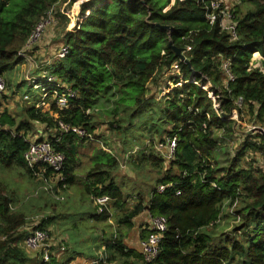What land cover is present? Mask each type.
<instances>
[{
  "label": "trees",
  "instance_id": "16d2710c",
  "mask_svg": "<svg viewBox=\"0 0 264 264\" xmlns=\"http://www.w3.org/2000/svg\"><path fill=\"white\" fill-rule=\"evenodd\" d=\"M60 2L68 3L66 12L72 7L78 10L77 23L64 35L68 54L46 71L55 84H65L76 96L61 109L52 100V87L45 83L48 95L39 102L49 103L50 111L30 105L26 119H20L7 107L3 92L0 174L16 171L35 179L25 157L33 143L29 133L34 124L54 130L48 140L65 155V165L58 173L47 170L40 179L58 180L55 199L61 203L77 182V146L89 138L64 132L60 123L92 136L91 113L112 102L115 108L106 115L113 118L109 121L113 130L127 134L141 127L134 124L137 119L145 121L167 152L156 153L154 142L140 151L138 160L132 159V166L148 165L158 177L147 201L138 193L134 207L126 208L130 196L116 181L117 155L98 148L84 177V193L96 208L90 218L97 223L109 221L111 202L122 214L120 226L133 228L145 213L168 223L153 262L147 263L140 250L129 247L117 232L104 241V258L96 264H264V168L256 167L255 160L242 165L247 152L264 159V136L247 129L242 152L227 166L218 163L221 136L233 138L237 133L235 113L239 119L247 117L252 127L264 129V71L253 68V54L264 57V0H240L247 10L237 6L232 12L236 39L221 28L219 20L210 23L199 0H0V76L24 64L20 52L28 53L26 44L36 26L51 11L55 17L54 7ZM170 42L182 50L190 65L176 57ZM226 62L233 80L226 74ZM37 81L44 83L41 77ZM158 85L162 87L159 99H151ZM240 99L243 109L237 104ZM173 140L176 147L171 152L168 145ZM37 170L42 172L43 167ZM102 197L109 198L103 207L96 203ZM236 203L240 224L234 235L222 234L215 241L211 230L219 227L224 209ZM17 205L16 192L0 179V264H70L83 254L74 251L69 257H57L49 252L48 260L44 253L33 259L31 249L20 244L29 218ZM53 221L54 217H45L36 228L51 237L48 226ZM150 232L149 225L141 229L140 240Z\"/></svg>",
  "mask_w": 264,
  "mask_h": 264
},
{
  "label": "rangeland",
  "instance_id": "374dc122",
  "mask_svg": "<svg viewBox=\"0 0 264 264\" xmlns=\"http://www.w3.org/2000/svg\"><path fill=\"white\" fill-rule=\"evenodd\" d=\"M223 4L227 13H232L237 6L243 11L247 10V6L240 4V0H224ZM67 5L68 3L60 2L54 7L55 17H51V24L45 28L38 40L32 42L29 48H26L28 53L25 56L24 64L18 66L13 73L3 76L6 84V95H3V99L8 100V104L3 101L9 106V109L11 108L10 111L20 119H26L27 116L25 113L27 108L30 107L28 102L31 98L34 100V97L38 96L39 100L42 99L43 92L41 89L35 90L33 87H30V84L34 86V79L41 77L44 72H48L46 69L57 60L55 55L58 51L55 53L51 63H44L42 60L47 59V53L43 55L39 54L38 56L41 58L37 57L32 61L30 53H33L38 48V44L43 47L45 46V48L50 47V49H55L61 45L64 47L65 33L72 30L77 23L78 10L72 7L70 12H66ZM62 12L67 16H64ZM48 32H54V35H47ZM253 61V68L264 71V57L255 53L253 54ZM24 65L27 67L25 68ZM37 72L40 74L39 76H36ZM48 74L50 73L48 72ZM59 84L65 85L60 82ZM18 87L21 88L18 89ZM161 90L162 87L160 85L156 88L153 87V92L150 93L149 97L158 100ZM52 100H54V97H52ZM41 105L42 103L38 106ZM45 107L48 109L44 112L50 111V104H46ZM114 108L111 102L110 104H106L105 107L98 108L91 113L94 119L95 131L92 133V139L79 142L77 146L78 160L80 163L78 166L77 182L71 190L66 192L65 200L61 201V203H58L55 199L57 196L55 192L58 186V180L53 177L46 183L40 177L34 179L16 171H8L0 174V179L7 182L12 190L16 192L18 199L16 208H20L29 218V222L21 230V232H27L24 235L25 238L29 231L34 228V225L40 224L43 218H48V216L54 217L53 225L48 226V231H51V237L48 236L47 238L48 241L44 242L37 249L29 250L28 253H30L33 259H37L36 256L43 253L46 257L48 252L55 254L57 257H69L75 251L83 253L91 260L96 261L104 249L102 246L104 241L108 240L112 234L117 232L118 235L124 236L125 242L127 240L129 247H133L132 244H136L138 235L137 230L133 229L136 225L133 228L120 226L118 220L122 214L119 211H115L113 204L108 206L113 217L110 221L97 223L91 220L90 215L93 214L96 208L94 202L89 200L88 195L84 193V177L90 167V159L93 152L95 153L101 147H104L107 151L112 150L120 159V163L122 162L124 164L125 161H128L126 168H119L116 173V181L123 188V191L130 196L126 208H132L138 199V193H143L146 198L145 200H148L149 192L158 177L157 173L148 165H143L140 168L132 166V159L138 160L140 151L148 148L154 142L156 153L161 154L162 152H167V148L160 147V138L156 132H151L152 125L146 124L145 121L140 122L137 119L134 124H141V127L132 128V130H128L127 134L113 130L109 125V121L113 118H111L112 116H107L106 111L114 110ZM243 108L244 106H242ZM233 118L237 121V133L233 138L221 136L220 145L222 149L218 153L220 167L227 166L239 152H242L243 142L246 140L244 138H247L246 136L248 134L247 129L249 130L252 127L246 121L248 118L245 116V120H242V118H237V114L235 113ZM38 128L39 125L34 124L33 130L29 133V139L33 140L34 137L40 138L49 133L46 137H43V140H48V136L51 134L54 135L56 132L54 130L46 131L43 127ZM255 139L257 138L255 137ZM258 140L261 142L262 139L258 138ZM251 160H255L254 165L256 167L264 168L263 157L257 153L251 155L250 152H247V155H245L242 165L245 167L249 166ZM166 161L168 162L169 160ZM57 192H59L58 189ZM239 207L240 204L236 203L234 207H226L224 209L219 227L211 230L215 241H218L222 234L234 235V228L240 224V219L236 215ZM108 234L110 235L108 236ZM24 237L20 242L22 246H25ZM114 264H118V262Z\"/></svg>",
  "mask_w": 264,
  "mask_h": 264
},
{
  "label": "built area",
  "instance_id": "2783aa9c",
  "mask_svg": "<svg viewBox=\"0 0 264 264\" xmlns=\"http://www.w3.org/2000/svg\"><path fill=\"white\" fill-rule=\"evenodd\" d=\"M201 3L205 5V9L207 11V18L209 19L211 24H214L217 20H219L221 28L228 32L234 39L237 38L236 33V24L234 20L233 14L227 13L226 8L223 4L224 0H199ZM209 2V5H208ZM53 12H49L47 16L42 19L38 25L36 26L34 32L30 36L26 48L30 47V44L32 42L38 40L41 35L43 34L45 28L51 24L53 17ZM190 49V48H188ZM69 52L68 46L62 47L58 54L56 55L57 58H64ZM20 55L22 57L26 56L25 51H21ZM224 68L226 70V74L229 78V80H233L234 77L231 74L229 70V62L224 64ZM41 79L44 80V83H40L36 80L33 81L34 86L36 89H41L43 92L42 99H44L48 95V88L44 86L45 83L49 84L52 87L51 93L54 97V99L57 102V105L62 109L66 108L69 105V100L72 98H75L76 93L69 89L66 86L55 84L56 79L48 74V72H44L41 75ZM6 84L5 80L2 76H0V98L3 92L5 91ZM28 99V97H26ZM239 108L243 106L242 99L238 101ZM39 108V106H37ZM60 127L64 132H74L78 134L79 136L83 138H89L92 139V136L87 134L85 130L75 128V127H69L65 126L62 123H60ZM257 127L253 126L250 128V132H259L256 130ZM260 133V132H259ZM261 134V133H260ZM264 136V134H262ZM170 151L173 152L174 148L176 147V141L173 140L169 143ZM163 147V146H161ZM26 160L29 164V166L34 170L35 176L41 177L44 172L47 170H53L55 173L61 172L65 165V155L61 152H57L51 142V140H43V141H36L31 143L30 149L26 154ZM43 167V171L40 172L39 170L36 171L37 168ZM60 180H64V178H60ZM46 183L48 180H44ZM160 190H164V187H161ZM109 202V198L102 197L98 198L96 203L103 207ZM99 212H103L102 208L99 210ZM167 219L165 218H151L150 221V234L145 240H141V250L142 254L144 256V259L147 263L153 262L154 259L158 255V245L160 242V237L162 233H164L167 230ZM38 224L34 225V228L28 236L25 238V246L28 249H37L39 248L46 240L47 234L41 230L36 228ZM46 260H48V255L46 256ZM98 263V261L96 262ZM95 263V264H96Z\"/></svg>",
  "mask_w": 264,
  "mask_h": 264
},
{
  "label": "crops",
  "instance_id": "0c3cea01",
  "mask_svg": "<svg viewBox=\"0 0 264 264\" xmlns=\"http://www.w3.org/2000/svg\"><path fill=\"white\" fill-rule=\"evenodd\" d=\"M47 35H54V32H48L47 33ZM46 37V36H45ZM38 48L33 52V53H30V55H31V61L33 60V59H36L37 57H39V58H41L40 56H38L39 54L40 55H43V54H48V57H47V59L46 60H44V59H42L43 60V62L44 63H51L52 61H53V58H54V55H55V53L57 52V51H59L63 46L61 45V46H59V47H57V48H55V49H50V47L49 48H45V46L43 47V46H40V44H38V46H37ZM40 48V49H39ZM51 50V51H50ZM58 54V53H57ZM56 54V55H57ZM56 55H55V58H56ZM53 56V57H52ZM35 61V60H34ZM36 62V61H35ZM30 63V62H29ZM25 66V68L27 67L26 65H24ZM40 74L37 72L36 73V76H39ZM34 80H36L37 81V78L36 79H34ZM30 87L32 88H34L35 90H38V89H36L35 88V86H33L32 84H30ZM41 96V95H40ZM41 98H42V96H41ZM42 100V99H41ZM41 100H39V97L38 96H36V97H34V100H33V98H31L30 99V101L28 102V104L29 105H34L35 104V106L37 107L40 103H42V105L41 106H39V109L41 108L43 111H45V110H47L48 108H46L45 107V105L46 104H49V103H44V102H39V101H41ZM7 107L9 108V106L7 105ZM11 109V108H10ZM51 114H52V112H51ZM39 125V128H42L43 126L42 125H40V124H38ZM38 128V129H39ZM44 128V127H43ZM39 132V131H38ZM49 133H47L46 135H48ZM46 135H44L45 137H46ZM44 136H42V137H40V138H36V137H34V139L33 140H31V142H35V141H38V140H43L44 138ZM49 137V136H48ZM103 149L104 150H106L104 147H103ZM107 151V150H106ZM111 151L112 150H109V151H107V152H109V153H111ZM94 152H93V155L91 156V159H90V167L92 166V159H93V157H94ZM116 155V154H115ZM79 156V155H78ZM118 158V157H117ZM118 160H119V163H120V159L118 158ZM125 164V165H124ZM124 164H122V162L120 163V168L121 169H123V168H126L127 166H126V164H127V161H125V163ZM80 165V163L78 164V166ZM124 165V166H123ZM89 167V168H90ZM88 168V169H89ZM77 174H78V169H77ZM72 188H70L69 190H71ZM110 204H112L111 202L109 203V205ZM113 218V217H112ZM111 218V219H112ZM110 219V220H111ZM109 220V221H110ZM137 222L135 223V228H133L134 230H137V240H136V244L134 245V244H132V246L134 247V248H137L138 250H140V252L142 253V250H141V245H140V242H141V240H140V237H139V231L141 230V229H145L146 227H148V225L150 224V221H151V217L149 216V215H147V213H145V214H143V215H141L140 217H138L137 219ZM135 220V221H136ZM29 234V233H28ZM110 234H108V236H109ZM25 240V239H24ZM135 241V240H134ZM101 243V242H100ZM127 245H128V243H127V240H126V242H125ZM131 244V243H130ZM102 246H103V251L99 254V256H98V259L95 261H93V260H91L87 255H84V254H82L80 257H78L76 260H75V262H73V263H70V264H95L99 259H101V258H104L103 256H104V251H105V246L102 244ZM48 254H49V252H48ZM55 255V254H54ZM78 260H80V261H78Z\"/></svg>",
  "mask_w": 264,
  "mask_h": 264
},
{
  "label": "water",
  "instance_id": "95a60500",
  "mask_svg": "<svg viewBox=\"0 0 264 264\" xmlns=\"http://www.w3.org/2000/svg\"><path fill=\"white\" fill-rule=\"evenodd\" d=\"M160 28L162 29H166L169 30L170 32H173L174 28L171 26H165V25H158ZM169 47L172 48V50L175 52L176 57L180 58L181 60H183L185 63H187L188 65H190V62L187 58H185L182 50L180 48L175 47L172 42L169 43ZM256 130H258L261 134H264V129L261 127H257Z\"/></svg>",
  "mask_w": 264,
  "mask_h": 264
}]
</instances>
